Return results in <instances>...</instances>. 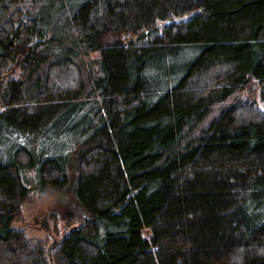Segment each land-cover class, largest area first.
Here are the masks:
<instances>
[{"label":"trees","instance_id":"obj_1","mask_svg":"<svg viewBox=\"0 0 264 264\" xmlns=\"http://www.w3.org/2000/svg\"><path fill=\"white\" fill-rule=\"evenodd\" d=\"M35 39L0 85V264H264V99L189 136L264 89V0H0V74ZM71 170L88 218L49 256L23 174Z\"/></svg>","mask_w":264,"mask_h":264},{"label":"rangeland","instance_id":"obj_2","mask_svg":"<svg viewBox=\"0 0 264 264\" xmlns=\"http://www.w3.org/2000/svg\"><path fill=\"white\" fill-rule=\"evenodd\" d=\"M34 45L24 47L21 53H27L26 56H28ZM19 46H17L16 59L10 66V70L0 74V85L1 82L5 83L10 80H15L20 76V65L26 56L18 53L20 51ZM98 57L99 53L97 52L90 53L88 57H83L84 66L86 65L84 68V76L90 72L89 61H94ZM93 71L96 72L95 69ZM263 91V86L252 81L245 89L235 92L227 102L217 105L210 116L201 125L197 126L189 136L196 137L200 133V130L205 128L211 119L217 115L218 111L220 112L221 109L228 106L255 101L262 107L264 99ZM23 175L25 179L24 184L29 189V196L22 204L21 216L13 223V227L24 230L31 245H34L36 241L45 242L44 247L47 250L53 240H58L61 236H64L70 230L69 227H75L78 223L75 218L76 210L74 209V206L78 202L74 197V190L72 191V184L74 185V189L76 188V181L73 182L76 175L73 170L69 171L67 186L61 190L51 187L40 190L37 188L36 176L33 171H27ZM42 219L47 220L49 226L48 231L40 227Z\"/></svg>","mask_w":264,"mask_h":264},{"label":"water","instance_id":"obj_3","mask_svg":"<svg viewBox=\"0 0 264 264\" xmlns=\"http://www.w3.org/2000/svg\"><path fill=\"white\" fill-rule=\"evenodd\" d=\"M140 37V35H134L132 37V39L129 40V42L131 41H135L136 39H138ZM38 42V39H35L34 41L28 42V41H23L20 46H19V50L18 53L22 54L23 56H26L27 53H21L24 47H30L32 45H34L35 43ZM74 209L76 210L75 212V218L77 219L78 223H80L83 220H86L88 218L86 212L84 211V209L81 206H74ZM40 227H42L45 231L49 230V226L47 223L46 219H42L41 223H40ZM63 238V236H61L58 240H53L52 243L49 245V247L47 248V253L50 256L51 255V251L52 249L58 244L60 243L61 239Z\"/></svg>","mask_w":264,"mask_h":264},{"label":"bare ground","instance_id":"obj_4","mask_svg":"<svg viewBox=\"0 0 264 264\" xmlns=\"http://www.w3.org/2000/svg\"><path fill=\"white\" fill-rule=\"evenodd\" d=\"M24 41H26V40H24ZM27 57V56H26ZM263 103V102H262ZM78 202V201H77ZM76 206H81V204L78 202L77 204H76ZM82 207V206H81Z\"/></svg>","mask_w":264,"mask_h":264}]
</instances>
